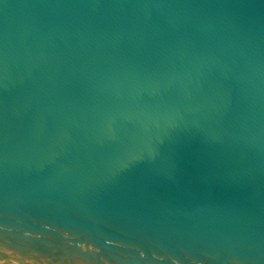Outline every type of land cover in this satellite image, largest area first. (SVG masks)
<instances>
[{
	"label": "water",
	"instance_id": "obj_1",
	"mask_svg": "<svg viewBox=\"0 0 264 264\" xmlns=\"http://www.w3.org/2000/svg\"><path fill=\"white\" fill-rule=\"evenodd\" d=\"M0 264H264V0H0Z\"/></svg>",
	"mask_w": 264,
	"mask_h": 264
}]
</instances>
